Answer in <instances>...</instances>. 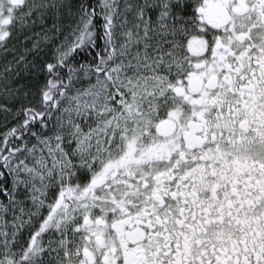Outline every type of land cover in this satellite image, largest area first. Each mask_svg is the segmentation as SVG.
Listing matches in <instances>:
<instances>
[{"label":"snow or ice","instance_id":"1","mask_svg":"<svg viewBox=\"0 0 264 264\" xmlns=\"http://www.w3.org/2000/svg\"><path fill=\"white\" fill-rule=\"evenodd\" d=\"M0 264H264V0H0Z\"/></svg>","mask_w":264,"mask_h":264}]
</instances>
